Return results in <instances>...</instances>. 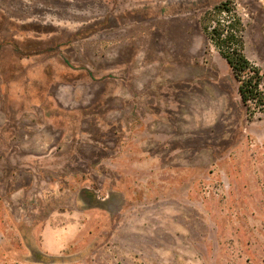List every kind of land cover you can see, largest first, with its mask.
Masks as SVG:
<instances>
[{
    "label": "rangeland",
    "instance_id": "1",
    "mask_svg": "<svg viewBox=\"0 0 264 264\" xmlns=\"http://www.w3.org/2000/svg\"><path fill=\"white\" fill-rule=\"evenodd\" d=\"M225 0H0V264H264V110L201 31ZM263 76L264 0H231Z\"/></svg>",
    "mask_w": 264,
    "mask_h": 264
},
{
    "label": "trees",
    "instance_id": "2",
    "mask_svg": "<svg viewBox=\"0 0 264 264\" xmlns=\"http://www.w3.org/2000/svg\"><path fill=\"white\" fill-rule=\"evenodd\" d=\"M199 25L209 43L225 60L238 84L237 92L249 116L264 110L263 76L244 54V26L231 0L215 5L200 17Z\"/></svg>",
    "mask_w": 264,
    "mask_h": 264
}]
</instances>
